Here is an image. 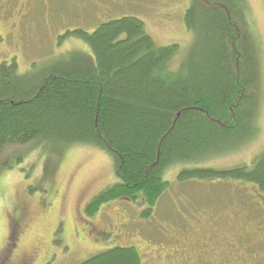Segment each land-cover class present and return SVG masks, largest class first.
Here are the masks:
<instances>
[{
	"label": "trees",
	"instance_id": "1",
	"mask_svg": "<svg viewBox=\"0 0 264 264\" xmlns=\"http://www.w3.org/2000/svg\"><path fill=\"white\" fill-rule=\"evenodd\" d=\"M249 11L245 0H191L193 38L176 67L179 45H157L133 16L68 32L89 53L69 51L45 73L1 63L0 153L28 144L105 152L117 182L86 205L90 216L120 197L140 198L149 215L169 187L164 172L181 165L180 183L236 180L264 194V153L251 165H199L256 133L262 72ZM241 132L245 139L234 137ZM78 264L145 263L134 246L116 243Z\"/></svg>",
	"mask_w": 264,
	"mask_h": 264
},
{
	"label": "rangeland",
	"instance_id": "2",
	"mask_svg": "<svg viewBox=\"0 0 264 264\" xmlns=\"http://www.w3.org/2000/svg\"><path fill=\"white\" fill-rule=\"evenodd\" d=\"M245 1L260 43L263 93L256 133L249 140L236 143L230 151L205 159L200 166L251 165L264 153V0ZM190 4L191 0H0V64L15 61L21 73H45L50 63L69 51L89 53L84 41L68 32L92 31L103 22L133 16L143 21L147 34L157 45H179L173 61L176 67L193 38L185 25ZM241 134L234 137H243ZM234 137L228 144L236 141ZM181 167H170L164 172L169 187L149 215L144 214L147 206L140 198L135 201L120 197L104 202L90 216L85 210L87 203L117 182L112 161L105 152L87 145L66 149L57 145L42 149L35 144L5 147L0 153V264L5 257L4 248L16 237V231L11 230L9 235L8 227L15 225L16 218L25 230L12 245L16 247L15 254L30 252L41 239L38 235L46 232L47 237L52 235L49 245L54 260L50 264H78L116 243L134 246L145 259L154 244L161 242L165 228L187 230L199 218L218 228L215 223L237 219L238 211H242L248 220L246 225L237 227L235 237L230 236L233 239L239 238V229L255 227L264 206L247 184L219 179L183 184L177 180ZM251 210H255V215ZM110 222L117 225L118 231L101 233ZM247 240L244 235L246 246Z\"/></svg>",
	"mask_w": 264,
	"mask_h": 264
},
{
	"label": "flooded vegetation",
	"instance_id": "3",
	"mask_svg": "<svg viewBox=\"0 0 264 264\" xmlns=\"http://www.w3.org/2000/svg\"><path fill=\"white\" fill-rule=\"evenodd\" d=\"M242 182V181H241ZM250 187L260 203L264 206V194L258 187L243 182ZM89 203V202H88ZM87 203V204H88ZM21 208H18L19 216ZM255 215V210H251ZM237 219H227L222 222L215 223L218 228L214 227L213 222L197 219L193 226L189 229H174L167 227L163 232L161 242L155 243L153 249L145 256V264H264V250L255 248V246L264 244V213L259 215V219L253 229L248 226L245 231L239 229L241 234L235 237L237 227L246 225L248 215L244 216L242 211H238ZM258 215V214H256ZM14 219V218H13ZM22 220V219H21ZM238 221V223L236 221ZM260 220V221H259ZM245 223V224H244ZM14 224V223H13ZM110 226H104L105 230L101 233H116L117 225L110 222ZM9 235L12 231H16V237L13 243H9L3 250L5 257L2 258V264H50L54 260L51 252L49 239L46 232L38 236L41 237L30 252H22L19 256L15 254V240H19V236L23 234L24 224L19 218L15 219V225H9ZM207 227V228H206ZM246 227V226H245ZM250 227V226H249ZM59 231V227L57 228ZM108 230V231H107ZM231 230V231H230ZM227 233V235H224ZM235 234V235H234ZM247 236L248 245L242 241ZM223 242H219V241ZM17 244V243H16ZM229 248L224 249L223 247ZM221 248V249H217ZM261 253V254H260Z\"/></svg>",
	"mask_w": 264,
	"mask_h": 264
}]
</instances>
